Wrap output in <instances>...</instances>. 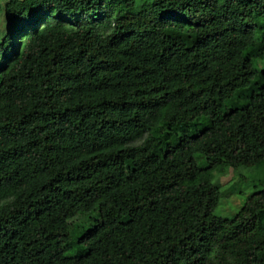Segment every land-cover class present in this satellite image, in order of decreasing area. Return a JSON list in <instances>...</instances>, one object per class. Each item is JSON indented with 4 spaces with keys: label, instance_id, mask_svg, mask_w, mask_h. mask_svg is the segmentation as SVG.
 Listing matches in <instances>:
<instances>
[{
    "label": "trees",
    "instance_id": "16d2710c",
    "mask_svg": "<svg viewBox=\"0 0 264 264\" xmlns=\"http://www.w3.org/2000/svg\"><path fill=\"white\" fill-rule=\"evenodd\" d=\"M2 13L0 264H264V187L221 218L212 184L264 114V0Z\"/></svg>",
    "mask_w": 264,
    "mask_h": 264
},
{
    "label": "rangeland",
    "instance_id": "374dc122",
    "mask_svg": "<svg viewBox=\"0 0 264 264\" xmlns=\"http://www.w3.org/2000/svg\"><path fill=\"white\" fill-rule=\"evenodd\" d=\"M5 3L6 0H0V32L3 30L2 8ZM235 65L237 64H232L230 68ZM263 65L264 61L254 63L255 68ZM222 137L229 143L226 144L221 138L217 139V143L237 161L238 169L236 172L227 169L222 175L213 173L212 184L218 185L220 193L213 215L231 218L249 194L264 187V114L248 122L232 121L223 130ZM184 149L190 150V147ZM199 160H197L198 164H200ZM76 249L77 246H73L66 254H73Z\"/></svg>",
    "mask_w": 264,
    "mask_h": 264
}]
</instances>
